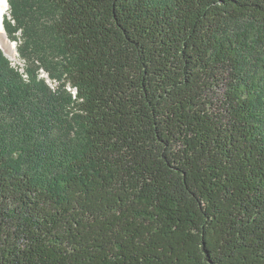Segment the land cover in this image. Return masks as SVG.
<instances>
[{
    "label": "trees",
    "instance_id": "16d2710c",
    "mask_svg": "<svg viewBox=\"0 0 264 264\" xmlns=\"http://www.w3.org/2000/svg\"><path fill=\"white\" fill-rule=\"evenodd\" d=\"M7 3L0 264H264V0Z\"/></svg>",
    "mask_w": 264,
    "mask_h": 264
},
{
    "label": "bare ground",
    "instance_id": "6f19581e",
    "mask_svg": "<svg viewBox=\"0 0 264 264\" xmlns=\"http://www.w3.org/2000/svg\"><path fill=\"white\" fill-rule=\"evenodd\" d=\"M7 8H8L7 0H0V45L6 51L12 52L13 51V47L10 44V42L8 41L6 33H5L4 29H3L4 14H5ZM16 53H15V55H17V58H19L18 54H16ZM8 59H14V56H12V58H8ZM19 60H20V58H19ZM39 77L41 79L45 80V82L48 81V78L43 76L42 72H39Z\"/></svg>",
    "mask_w": 264,
    "mask_h": 264
},
{
    "label": "rangeland",
    "instance_id": "374dc122",
    "mask_svg": "<svg viewBox=\"0 0 264 264\" xmlns=\"http://www.w3.org/2000/svg\"><path fill=\"white\" fill-rule=\"evenodd\" d=\"M7 9H8V8H7ZM6 11H7V10H6ZM5 13H6V12H5ZM8 18L10 19L9 16H8ZM6 36H7V35H6ZM16 36L19 37V33H17ZM7 39H8V38H7ZM8 41H9V39H8ZM9 42H10V44H11L12 47H13V51H12V52H10V51L8 52V51H6L4 48H2V49L4 50V54L6 55L7 58H12V56H14L15 53L17 52V51H16V43H15V42H11V41H9ZM1 47H2V46H1ZM16 54H18V53H16ZM18 56H19V55H18ZM39 72H42L43 76H45L46 78H48V81H46L47 84H48V86L50 87L51 90L55 91L56 88L58 87L59 82L56 81L55 79H51V78L49 77L48 73H47L44 69H39ZM66 91L70 92L71 96L74 98V96L72 95V92H73L72 89L66 88Z\"/></svg>",
    "mask_w": 264,
    "mask_h": 264
},
{
    "label": "built area",
    "instance_id": "2783aa9c",
    "mask_svg": "<svg viewBox=\"0 0 264 264\" xmlns=\"http://www.w3.org/2000/svg\"><path fill=\"white\" fill-rule=\"evenodd\" d=\"M9 62L12 67L19 68L20 72L23 71V61L19 60V58H17V55H14V59H9Z\"/></svg>",
    "mask_w": 264,
    "mask_h": 264
},
{
    "label": "water",
    "instance_id": "95a60500",
    "mask_svg": "<svg viewBox=\"0 0 264 264\" xmlns=\"http://www.w3.org/2000/svg\"><path fill=\"white\" fill-rule=\"evenodd\" d=\"M0 49L4 52V50L2 49L1 45H0Z\"/></svg>",
    "mask_w": 264,
    "mask_h": 264
}]
</instances>
